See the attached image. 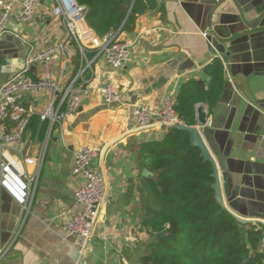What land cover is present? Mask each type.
Masks as SVG:
<instances>
[{
	"label": "crops",
	"instance_id": "0c3cea01",
	"mask_svg": "<svg viewBox=\"0 0 264 264\" xmlns=\"http://www.w3.org/2000/svg\"><path fill=\"white\" fill-rule=\"evenodd\" d=\"M38 1L37 22H11L0 39V86L27 66L31 51L65 47L30 73L52 75L59 90L28 95L5 122L11 133L18 117L30 119L24 146L11 149L8 159L17 163L14 172H24L32 198L23 205L1 183L0 154V250L9 248L3 264H141L154 241L141 219L153 176L141 147L165 133L136 130L133 112L139 106L157 112L168 95L177 102L189 82L199 100L194 117L197 106L208 110L211 137L227 154L221 181L228 207L264 223V0H126L122 8L106 6L98 30L85 25L100 38L111 34L129 44L131 59L120 69L91 46L82 52L75 40H67L64 21L53 13L55 0ZM137 4L146 7L142 15L135 12ZM217 60L225 87L211 109L201 100L212 84L208 67ZM108 82L117 86L119 102L104 101L100 89ZM72 84L89 89V98L66 122L43 121L41 115L58 107ZM248 84L258 102L251 101ZM85 146L100 153L92 169L104 176L108 199L79 263L76 240L63 228L61 215L74 211L75 193L84 184L72 167ZM254 225L264 232V225Z\"/></svg>",
	"mask_w": 264,
	"mask_h": 264
},
{
	"label": "trees",
	"instance_id": "16d2710c",
	"mask_svg": "<svg viewBox=\"0 0 264 264\" xmlns=\"http://www.w3.org/2000/svg\"><path fill=\"white\" fill-rule=\"evenodd\" d=\"M126 0H76L86 6V21L98 30L99 15L109 5L122 8ZM112 3V4H111ZM212 76L209 92L202 102L213 108L221 95L224 69L220 60L208 67ZM212 71V72H211ZM183 86L175 105L187 125L194 124L199 101ZM148 178L149 201L141 215L142 226L154 238L141 264H264L263 230L255 225L241 228L234 217L216 202L211 185L212 166L200 157L188 133L170 129L162 140L141 147ZM164 234L157 241L156 236Z\"/></svg>",
	"mask_w": 264,
	"mask_h": 264
},
{
	"label": "built area",
	"instance_id": "2783aa9c",
	"mask_svg": "<svg viewBox=\"0 0 264 264\" xmlns=\"http://www.w3.org/2000/svg\"><path fill=\"white\" fill-rule=\"evenodd\" d=\"M55 1L56 7L53 13L64 21L67 40H75L82 52H85L87 46L96 49L99 55L104 56L106 63L115 69L122 68L130 61L132 53L128 43L118 40L117 36L111 34L100 38L88 30L85 25L84 6L78 5L76 0ZM38 3V0H20L15 5L0 0V39L6 34V28L11 22L35 24ZM207 35L205 33V36ZM64 47L65 43H60L42 51H31L25 69L0 86V150L3 158L1 183L23 205L27 204L30 197L32 198V193L29 192V185L22 180L24 172L18 168V172L13 171L17 163L8 159L10 158L8 152L24 146V135L30 119L18 117V124L11 133L5 131V122L12 117L14 110L21 109L28 95L41 92L56 93L59 90V85L52 75L45 74L34 78L29 68L31 65L48 64L63 52ZM100 91L107 104L120 101L119 90L113 82L104 84ZM89 96V89H82L72 84L58 107L46 110L41 115V119L50 121L52 125L64 123L78 112ZM175 105V97L168 95L162 108L157 112L147 106L136 107L133 112L136 130H162L166 135L175 125H187L177 113ZM99 156V151L90 146L82 147L76 152L72 174L83 177L84 184L75 193L74 211L61 215L63 228L76 240L79 255H83L91 241L101 209L108 199V187L104 176L101 172L92 169L93 163ZM32 182L33 180L30 181ZM262 242L264 245V236ZM8 253L9 248L0 250V264H3Z\"/></svg>",
	"mask_w": 264,
	"mask_h": 264
},
{
	"label": "water",
	"instance_id": "95a60500",
	"mask_svg": "<svg viewBox=\"0 0 264 264\" xmlns=\"http://www.w3.org/2000/svg\"><path fill=\"white\" fill-rule=\"evenodd\" d=\"M145 6L142 4H137L135 6V12L139 15H142L145 11ZM262 18H264V13ZM216 47V41L213 42ZM219 52V51H218ZM220 53V52H219ZM37 66L31 65L29 68L30 73H35ZM25 69V68H24ZM252 79V77H251ZM250 79V80H251ZM250 82V81H249ZM247 89L249 91L250 99L252 102H258L254 99L252 91L249 87V84L247 86ZM221 105H217L214 113L213 118L215 119L217 115L220 112ZM208 117L209 113L208 110L205 109L203 105H199L196 107V118H195V125H175L173 128L178 129L180 131L186 132L190 136V142L191 144L199 149L200 151V157L203 159L205 163H208L212 166V175L211 177L214 180V183L211 185V188L214 191V197L217 202V204L224 210H226L228 213H230L234 219L237 221L238 225L243 228L247 225H254V224H262L261 221H256L254 219H246L243 218L236 213H234L227 205L223 193V187H222V181H221V174H224L227 171V159L224 152L219 149L217 143L215 140L212 139L209 126H208ZM1 154V151H0ZM147 171L145 172V175H147ZM164 237V234H158L156 236L157 241H160ZM79 263L81 262V259Z\"/></svg>",
	"mask_w": 264,
	"mask_h": 264
},
{
	"label": "rangeland",
	"instance_id": "374dc122",
	"mask_svg": "<svg viewBox=\"0 0 264 264\" xmlns=\"http://www.w3.org/2000/svg\"><path fill=\"white\" fill-rule=\"evenodd\" d=\"M262 244H263V242H262ZM264 246V245H263Z\"/></svg>",
	"mask_w": 264,
	"mask_h": 264
}]
</instances>
